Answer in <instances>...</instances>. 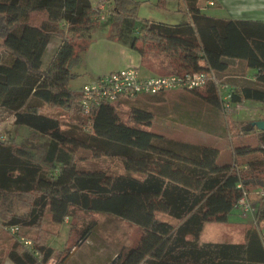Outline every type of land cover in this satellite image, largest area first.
I'll return each instance as SVG.
<instances>
[{
    "label": "trees",
    "instance_id": "1",
    "mask_svg": "<svg viewBox=\"0 0 264 264\" xmlns=\"http://www.w3.org/2000/svg\"><path fill=\"white\" fill-rule=\"evenodd\" d=\"M104 1L108 30H116L109 36L142 60L143 45L152 43L171 64L164 75L204 71L215 77L177 92L223 115L244 101L264 102V21L214 17L199 0H183L188 21L144 20L135 27V0ZM34 12L46 18L34 24ZM100 21L92 0H0V114L32 135L0 140V225L14 238L7 259L49 264L54 249L48 238L32 239L22 230L38 228L46 214L59 225L80 211L107 213L140 228L138 241L107 264H264V234L256 227L264 222V196L253 209L256 226L245 230L242 242H199L205 224L227 222L249 187L264 190V130H243L254 131L258 144L234 147L233 161L220 164L214 146L151 130L155 113L147 104L164 100L168 91L101 101L86 113L82 93L69 81ZM54 39L59 44L43 64ZM232 60L256 69L255 79L227 77ZM121 104L128 105L126 117ZM55 110L75 118L63 124ZM90 231V224L81 228L76 245Z\"/></svg>",
    "mask_w": 264,
    "mask_h": 264
},
{
    "label": "rangeland",
    "instance_id": "2",
    "mask_svg": "<svg viewBox=\"0 0 264 264\" xmlns=\"http://www.w3.org/2000/svg\"><path fill=\"white\" fill-rule=\"evenodd\" d=\"M135 1L136 8L135 14H133L135 27L141 25L144 20L178 24L189 19L183 0H163L162 3L159 0ZM213 1L214 4L210 6L206 5L205 0H199V5L204 7L205 14L214 17H231L228 8L217 7L216 0ZM45 18L46 14L44 12L31 14V21L34 24H39ZM109 21L106 14L104 19L97 22L94 30H92L91 38L93 39L99 34H115L116 30L113 25H111L110 30H106L105 25ZM96 29L98 32L93 36V31ZM56 41L57 39H54L50 44L49 52L55 46ZM77 43H80V41H77ZM143 46L146 57L143 59L144 66L137 69L138 74L141 77L149 76L152 73L148 69L159 75L169 73L168 70L171 64L168 59L152 43ZM48 57L49 53L44 56L43 64L48 61ZM84 63L85 55L72 67V71L76 70L79 74L69 81V86L74 91H80L84 84L91 81V76L82 70L81 66H85ZM168 92L164 96V100H153L147 104V109L155 113V119L151 126L152 131L181 141L214 146L219 150L217 162L220 164L233 161L234 147L241 145L256 146L258 144L254 131L250 134H243V130L249 129L250 122L264 118V104L243 102L240 106L232 107L228 115H223L205 105L203 101L189 97L185 92ZM127 107V104L120 105L119 112L124 117L127 116V111H125ZM53 112L59 115L63 124L67 123L71 116H75L69 112H59L57 110ZM10 118L8 115L0 114V140L14 138L16 142H20L32 137L30 131L26 128L14 126ZM192 123H198L201 126L200 128L193 127L190 125ZM203 128L209 131H205ZM242 162L243 160L240 161V163ZM109 163L112 168L117 166L116 161H110ZM248 190L247 201L254 209L258 198L262 196L261 191L264 190L254 186L249 187ZM161 218L174 222V220L164 216H161ZM87 224L91 225L89 235L80 244L76 245L80 229ZM255 226L253 210L242 213L240 209L236 208L229 214L227 222L206 223L199 242L240 243L244 239L245 230ZM256 227L261 234H264V222H260ZM22 234L40 241H43L45 237L48 238L47 243L54 249L49 264L60 262L66 255H68V258L62 264H107L120 251L133 246L138 241L141 230L137 225L107 213L75 211L72 218L59 225L53 224L49 215L46 214L38 228L23 229ZM13 242L14 238L0 225V264L8 261L6 254Z\"/></svg>",
    "mask_w": 264,
    "mask_h": 264
},
{
    "label": "crops",
    "instance_id": "3",
    "mask_svg": "<svg viewBox=\"0 0 264 264\" xmlns=\"http://www.w3.org/2000/svg\"><path fill=\"white\" fill-rule=\"evenodd\" d=\"M92 3L93 6L96 7L97 1L92 0ZM216 6L220 8L222 7L228 8L229 11L228 13L231 15V17H220V18L234 19V20L264 21V0H216ZM105 26H106V30H108L109 29L108 25ZM97 32H98L97 29L93 31V36ZM51 43H49L45 51V55L49 53L48 58H50L54 54L59 44L57 40L55 46H53L51 48V52H49L50 49L49 47ZM84 55H85V63H84L85 66H81V67L86 74L91 76L90 82H92L93 80H95L96 78L102 75L111 72H115L125 68L138 69L140 66H144L143 60L135 50L120 43L117 37H110L109 35L99 34L97 35V37L91 39L87 51L85 52ZM235 67H237L239 70H243L245 68L244 64L240 63L238 60H232L230 61V68H232V71L226 72L227 77L237 78L243 76L244 78L250 80L255 79L257 74L256 69L248 68L246 70L244 69L245 71L244 73H240V72H235L236 71ZM148 70L152 73L149 76L159 75L150 69ZM73 73L75 74V76L79 75L76 70ZM227 88L229 89L231 87L228 86ZM174 92H177V90ZM244 102L264 104V102H258V101H244ZM10 119L13 121L12 117ZM257 120H264V118H259ZM4 264H13V263H11L8 260L5 261Z\"/></svg>",
    "mask_w": 264,
    "mask_h": 264
},
{
    "label": "built area",
    "instance_id": "4",
    "mask_svg": "<svg viewBox=\"0 0 264 264\" xmlns=\"http://www.w3.org/2000/svg\"><path fill=\"white\" fill-rule=\"evenodd\" d=\"M207 4L211 6L214 1L209 0ZM96 8L100 19H104L108 12L105 1L101 0L96 3ZM209 79L215 80V77L204 71L141 77L137 69L125 68L102 75L83 85L80 90L83 95L82 106L88 113L94 105L101 101L116 102L123 97L134 98L140 95H155L160 92L201 88ZM237 106L239 105L235 107ZM261 192V195L264 196V191ZM237 208L242 213L253 210L245 195L239 200ZM11 231L15 232L16 228H12Z\"/></svg>",
    "mask_w": 264,
    "mask_h": 264
},
{
    "label": "water",
    "instance_id": "5",
    "mask_svg": "<svg viewBox=\"0 0 264 264\" xmlns=\"http://www.w3.org/2000/svg\"><path fill=\"white\" fill-rule=\"evenodd\" d=\"M255 127L257 130H264V120H254L250 122L249 129Z\"/></svg>",
    "mask_w": 264,
    "mask_h": 264
}]
</instances>
